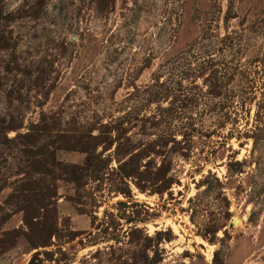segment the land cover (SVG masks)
I'll list each match as a JSON object with an SVG mask.
<instances>
[{
    "label": "rangeland",
    "instance_id": "rangeland-1",
    "mask_svg": "<svg viewBox=\"0 0 264 264\" xmlns=\"http://www.w3.org/2000/svg\"><path fill=\"white\" fill-rule=\"evenodd\" d=\"M0 264H264V0H0Z\"/></svg>",
    "mask_w": 264,
    "mask_h": 264
},
{
    "label": "trees",
    "instance_id": "trees-1",
    "mask_svg": "<svg viewBox=\"0 0 264 264\" xmlns=\"http://www.w3.org/2000/svg\"><path fill=\"white\" fill-rule=\"evenodd\" d=\"M87 155L85 160L84 166L91 167L93 165V161L95 160V152H89V150L84 149ZM76 170V171H74ZM81 168H72L70 169V175L73 177V181L75 183L81 179ZM95 170V169H94ZM93 170V171H94ZM86 171V169L84 170ZM99 169H97V172ZM51 172V171H49ZM40 182L32 180L30 184L26 187L19 188L17 193L15 194V202L16 205L18 204L19 210L23 211L25 216H29L31 219L28 221L27 224L30 225V222H37L34 221L38 217L44 222L47 220V214L49 213V208L52 205L49 201V195L45 194L43 190H39ZM42 212V213H41ZM44 213V214H43ZM41 215V216H36ZM43 214V216H42Z\"/></svg>",
    "mask_w": 264,
    "mask_h": 264
}]
</instances>
